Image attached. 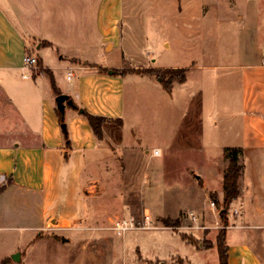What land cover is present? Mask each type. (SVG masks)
<instances>
[{
    "label": "crops",
    "instance_id": "obj_1",
    "mask_svg": "<svg viewBox=\"0 0 264 264\" xmlns=\"http://www.w3.org/2000/svg\"><path fill=\"white\" fill-rule=\"evenodd\" d=\"M226 3L234 20H239L235 51L224 52L225 61L219 63L223 57L218 43L219 50L202 53L203 63L192 59L185 65L162 68H185V81L174 80L167 92L172 104L177 86L195 80L194 87L187 89V102L183 99V116L167 139L171 143L180 137L189 149L199 148L202 162L196 181L208 201L211 194L219 202L223 199L228 165L225 148H241L243 169L239 195L232 201L234 219L227 209V261L264 264L245 238L248 230L264 229V0ZM122 4L123 0H0V185L11 179L0 192V229L32 231L36 236L49 229L59 230L70 219L83 218L85 195H92L84 188L95 175L90 169L108 163L109 152L115 150L104 141V131L111 124L103 126V138L97 139L74 101L83 111L120 118L118 143L125 137L121 131L124 95L134 89L133 84L125 85L126 74L97 71L84 59L85 53L100 44L113 48L111 39L122 19ZM224 9H218L220 17ZM59 49L80 55L64 57L69 64L50 65L45 54ZM24 54L37 56L39 70L23 66ZM40 68H67V78H76L68 91L52 73L59 91L68 94L77 108L65 124L68 146L55 109L56 95L51 83L44 84ZM145 209L149 211V207ZM23 249L17 247L13 252H19L21 258ZM11 255L0 263L5 258H10L7 264L17 262Z\"/></svg>",
    "mask_w": 264,
    "mask_h": 264
},
{
    "label": "rangeland",
    "instance_id": "obj_2",
    "mask_svg": "<svg viewBox=\"0 0 264 264\" xmlns=\"http://www.w3.org/2000/svg\"><path fill=\"white\" fill-rule=\"evenodd\" d=\"M226 2L123 0L122 19L111 39L113 48L103 43L90 49L83 58L97 71L112 67L164 68L185 65L192 59H202L203 63L202 53L215 51L220 43L218 50L223 58L219 63H222L224 52L236 49L239 24ZM223 7L224 14L220 17L218 9ZM48 52L45 55L50 65L69 64L63 61L64 57L80 55L62 49ZM49 70L68 91L76 81L75 76L67 78V68ZM41 74L44 84H50L48 74L45 71ZM124 82L127 87L131 84L134 87L124 95L121 131L125 137L118 143V126L107 123L111 124V130L104 131V141L115 151L109 152L108 163L90 169L95 175L91 186L84 188L87 195H92L87 197L83 193L86 198L83 218L70 219L59 230H46L31 244L35 232L0 229V260L22 247L25 256L13 264H219L215 248L219 210H211L212 199H205L204 190L197 185L202 162L199 148L189 149L180 137L171 143L167 139L172 135V126L183 116L182 102L183 99L187 102V89L194 87L195 80L177 86L174 104L167 97L160 77L127 73ZM66 111L64 124L76 109L69 106ZM154 147L161 149L160 156L150 155ZM144 205L153 216L145 211ZM235 207L232 202L228 208L233 219ZM146 214L148 219L144 218ZM165 216L176 217L179 226H165L162 223ZM130 218L136 226L117 234L113 229L116 221ZM245 238L264 259V229L248 230ZM202 244L211 247L205 249Z\"/></svg>",
    "mask_w": 264,
    "mask_h": 264
},
{
    "label": "trees",
    "instance_id": "obj_3",
    "mask_svg": "<svg viewBox=\"0 0 264 264\" xmlns=\"http://www.w3.org/2000/svg\"><path fill=\"white\" fill-rule=\"evenodd\" d=\"M39 63V60H38ZM108 70H112L113 75H125L127 73H138V74H148V75H154L157 77H160L162 86L163 88L170 93L172 89V82L174 80L182 83L185 81V68H167V69H162V68H104L102 71L107 72ZM40 71H45L50 79L51 87L54 90L55 95L61 93L59 89L57 88L54 80V76L51 72V70L47 68H40ZM77 109V108H76ZM82 114L86 117L88 124L94 134V136L97 139H102L103 138V125L107 123H112L117 126L122 125V120L120 118H109L106 116L102 115H97V114H92L86 110L82 112ZM58 120L61 125V131L63 134V137L65 138V145H69V140H68V132L67 128L63 122V116L60 112H57ZM62 124L64 126L62 127ZM225 155L228 159V165L223 177V199L221 202L218 201L217 197L215 194H211L210 198L212 201L217 204L219 207V210L222 208H227L229 207L230 203L237 198L239 195V187H238V179L241 174V171L243 169L242 163L239 162V158L241 155V148L240 147H227L225 148ZM11 183V179H7L5 183L0 185V192L3 191L7 185ZM220 217V222H221V227L219 228L216 238H215V248L217 251L218 255V260L219 264H228L227 261V245L225 241V228L228 225V220H227V211H221L219 213ZM162 223L165 226H173L177 227L179 226V221L178 219H172L170 217H166L162 219ZM42 233H38L34 239L30 242L33 243L35 240L39 239L42 237ZM183 238H187L186 234L182 235ZM188 239V238H187ZM205 249L210 248L211 244L204 245L202 244ZM10 258H5L1 261L0 264H6L9 262Z\"/></svg>",
    "mask_w": 264,
    "mask_h": 264
},
{
    "label": "built area",
    "instance_id": "obj_4",
    "mask_svg": "<svg viewBox=\"0 0 264 264\" xmlns=\"http://www.w3.org/2000/svg\"><path fill=\"white\" fill-rule=\"evenodd\" d=\"M21 62H22L24 67L34 68L36 70H39L38 58L35 55L24 54L21 58ZM151 155L152 156H160L161 151L158 148H153L151 151ZM210 207L215 211H217V209L219 210V208H216V205L213 201H210ZM144 218L148 219L149 217L146 214L144 216ZM135 226H136V223L133 220V218H130L129 220L122 219L120 221L119 220L116 221L115 225L113 226V229L117 234H122L126 230H130V229L134 228Z\"/></svg>",
    "mask_w": 264,
    "mask_h": 264
},
{
    "label": "water",
    "instance_id": "obj_5",
    "mask_svg": "<svg viewBox=\"0 0 264 264\" xmlns=\"http://www.w3.org/2000/svg\"><path fill=\"white\" fill-rule=\"evenodd\" d=\"M108 74H112V70H108L107 71ZM55 101V109L57 112H60L62 115H64L65 113V109L67 108V106H74L72 100L69 98L68 94L65 93H59L55 96L54 98ZM78 112H83V109H78ZM64 126V124H62V127ZM221 211H227V208H222L221 210H219L218 212L220 213ZM62 241H65L64 237H61ZM11 258L15 261H18L20 258V253L19 252H15L11 255Z\"/></svg>",
    "mask_w": 264,
    "mask_h": 264
}]
</instances>
